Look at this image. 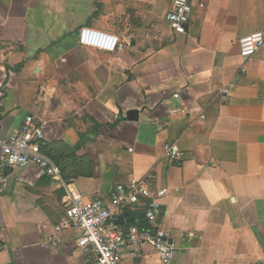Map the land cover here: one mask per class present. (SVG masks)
Listing matches in <instances>:
<instances>
[{"label": "crops", "instance_id": "1", "mask_svg": "<svg viewBox=\"0 0 264 264\" xmlns=\"http://www.w3.org/2000/svg\"><path fill=\"white\" fill-rule=\"evenodd\" d=\"M172 2L0 0V136L28 114L45 120L62 175L12 170L0 188V264H94L77 230L61 232L56 248L42 243L69 196L107 199L142 178L169 189L171 264H264V47L250 59L239 50L241 37L264 32V0H192L186 33L166 20ZM86 26L116 34L124 49L81 45ZM167 143L186 153L181 164ZM142 206L125 208L117 225ZM121 259L164 264L150 245Z\"/></svg>", "mask_w": 264, "mask_h": 264}, {"label": "built area", "instance_id": "2", "mask_svg": "<svg viewBox=\"0 0 264 264\" xmlns=\"http://www.w3.org/2000/svg\"><path fill=\"white\" fill-rule=\"evenodd\" d=\"M203 6V5H202ZM192 12V0H173L166 20L172 30L186 33ZM80 44L106 51H121L124 43L111 32L94 27H82L78 33ZM264 47V32L255 31L239 40L240 55L250 59ZM246 70L240 67L239 75ZM235 88L234 83L221 89V100L225 102ZM175 97L179 94L175 93ZM172 114L186 113L181 106L171 109ZM201 118L205 115L201 114ZM47 122L35 114L25 116L21 126L7 136H0V188L10 185L12 170L35 165L40 172L53 179H62L61 169L54 159L46 153ZM165 155L181 164L185 152L176 143L165 145ZM169 193L167 187H158L150 178L132 179L128 183L117 184L107 199H84L69 196L64 215L55 225L54 232L42 246L56 248L61 242L59 234L66 230H77L78 245L93 255L94 264H123L121 252L126 248L152 246L164 264H171L176 248L170 234L164 228L165 210L161 202ZM143 204L142 210L147 225L139 223L123 227L114 221L123 215L127 207ZM133 221V220H132ZM1 249V247H0Z\"/></svg>", "mask_w": 264, "mask_h": 264}, {"label": "trees", "instance_id": "3", "mask_svg": "<svg viewBox=\"0 0 264 264\" xmlns=\"http://www.w3.org/2000/svg\"><path fill=\"white\" fill-rule=\"evenodd\" d=\"M20 67H22V65H18V66L15 68V70L18 71ZM8 68H9V67H8ZM45 150H46V153H47L49 156H51V157L54 159V161L57 163V160L52 156L50 150L48 149V147H47L46 145H45ZM57 164H58V163H57ZM133 218H134L133 221H132L129 225L134 224V223H139V224H142V225H147V224H148L147 221H146V219H145V215H144L143 212H141V215H140V216H134ZM126 227H127V226H126Z\"/></svg>", "mask_w": 264, "mask_h": 264}, {"label": "water", "instance_id": "4", "mask_svg": "<svg viewBox=\"0 0 264 264\" xmlns=\"http://www.w3.org/2000/svg\"><path fill=\"white\" fill-rule=\"evenodd\" d=\"M115 224H123L124 223V217L123 216H120L118 217L115 221H114Z\"/></svg>", "mask_w": 264, "mask_h": 264}]
</instances>
